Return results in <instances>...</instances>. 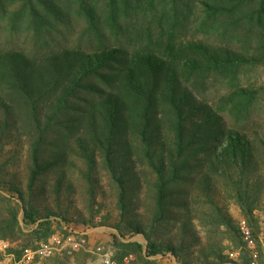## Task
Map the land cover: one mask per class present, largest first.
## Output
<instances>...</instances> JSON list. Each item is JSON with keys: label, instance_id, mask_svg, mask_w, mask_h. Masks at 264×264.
Masks as SVG:
<instances>
[{"label": "trees", "instance_id": "16d2710c", "mask_svg": "<svg viewBox=\"0 0 264 264\" xmlns=\"http://www.w3.org/2000/svg\"><path fill=\"white\" fill-rule=\"evenodd\" d=\"M73 15L94 44L0 49V238L22 236L21 223L28 231L7 250L17 260L56 222L107 225L117 256L133 251L147 264L155 255L249 264L227 205L238 206L256 238L264 130L242 126L264 83L243 78L264 66V0H0V19H22L36 35ZM193 24L197 32L187 33ZM211 78L225 86L218 101L205 93ZM72 155L84 166L90 218L60 208ZM22 156L24 179L11 171ZM100 168L114 190L113 221L97 213ZM51 179L56 209L41 202Z\"/></svg>", "mask_w": 264, "mask_h": 264}, {"label": "rangeland", "instance_id": "374dc122", "mask_svg": "<svg viewBox=\"0 0 264 264\" xmlns=\"http://www.w3.org/2000/svg\"><path fill=\"white\" fill-rule=\"evenodd\" d=\"M196 12L198 10L196 9ZM15 23L12 25V23ZM195 24H193L189 30H186L187 33L193 34L197 32ZM86 24L83 19L72 16L69 20L68 24L63 26H58L55 30H52L51 33L42 36V33L38 32V35L35 34V30L32 28H27L26 24L22 21V19H17L15 21L8 20L5 17L0 19V49H19L23 50L26 53H38L43 51L41 48L43 46H51L54 45L61 46L65 44L72 45H80V46H89L90 44H94V42L90 39V36L86 33ZM199 32V31H198ZM201 34V31L199 32ZM42 36V37H41ZM43 38V39H42ZM243 82L247 84H256L260 85L264 83V66L257 67L253 70L248 71L246 77L243 78ZM206 95L209 99L213 101H218L219 97L225 90V86L221 83L220 80L215 78H211L208 80V85L206 86ZM247 120L243 121V128L248 134H252L253 131H262L264 130V96L262 95L257 101L250 113ZM231 119L228 118V121ZM83 164L75 155H72L69 159L67 165V173H66V182H70L71 185L69 192L64 194L61 199V210L67 209L68 216L77 215L78 213L83 215L84 217L90 218V209H88L89 204V194L87 191V186L85 181L80 176V171L83 168ZM11 171H14L17 177L23 178L25 176V167H24V158L20 157V160L16 161L13 165ZM5 179L9 178V176H4ZM50 184L47 185V190L44 192L43 198H41V202L46 206L53 207L55 202V193L52 188V179L50 180ZM97 191L96 202L101 203L102 207L99 212L100 214L109 213L112 217L111 221L116 218V208H115V197L114 190L108 185V175L106 171L103 169H99L97 174ZM3 192V191H2ZM102 192V193H101ZM7 194L3 192L2 195ZM5 196V195H4ZM2 196H0V206L2 204L1 201ZM12 203H17V200L11 199ZM95 205V204H94ZM228 210L237 225L239 220L243 219L241 212L238 206L232 202H228ZM143 210V206L140 207L139 212ZM96 212H93L95 215ZM255 214L258 218L259 227L264 225V196L260 203L258 209H256ZM72 217V216H71ZM77 217V216H76ZM23 227V231L27 233V227L21 223ZM78 226V228H67L63 224H59L54 222V230L53 233L48 236L45 240H33L29 246L24 248L21 251L19 258L15 259V254L11 253L7 250L0 252V264H97L98 263V255L96 253V247L98 245H103L104 247L110 248L113 253V258L116 260L122 259V257L127 254V252L122 253V255L117 256L118 249L113 244L112 235L115 234V230L107 225H98L94 228L87 229V236L85 237V243L80 245L78 248H73V244L76 242L75 231L82 230ZM201 229V237L204 236V233ZM24 233V234H25ZM22 235L17 237L16 239H5L0 238V240L8 241L10 243L9 248H19V245L23 243L27 237L26 235ZM128 238L126 240L136 241L139 243H144V240L139 235L130 236L127 235ZM223 236L226 237V234ZM58 240V241H57ZM48 242L50 246V253L48 255H44L37 251L40 246V243ZM229 242L225 238L223 241V245H227ZM27 249L34 250L32 252L26 251ZM128 253H132L133 260L128 264H147L144 260H142L139 255L134 253L133 251H128ZM143 254L142 252L140 255ZM238 255V251L235 250L231 256L236 257ZM148 260H153L157 264H177L173 258L170 256H161L155 255L146 257Z\"/></svg>", "mask_w": 264, "mask_h": 264}, {"label": "built area", "instance_id": "2783aa9c", "mask_svg": "<svg viewBox=\"0 0 264 264\" xmlns=\"http://www.w3.org/2000/svg\"><path fill=\"white\" fill-rule=\"evenodd\" d=\"M238 227L242 235L243 241L246 244L250 254L249 264H264V225L257 233L256 238L251 234V230L244 219L239 220ZM76 242L73 244V248H78L85 243V237L87 236V229L75 231ZM58 241V240H57ZM10 246L8 241L0 240V252L4 251ZM26 250V249H25ZM26 251L32 252L34 250L27 249ZM38 252L48 255L50 253V246L48 242L40 243ZM96 253L98 255L97 264H128L133 260L132 253L125 254L122 259L116 260L113 258V253L110 248L98 245L96 247Z\"/></svg>", "mask_w": 264, "mask_h": 264}]
</instances>
